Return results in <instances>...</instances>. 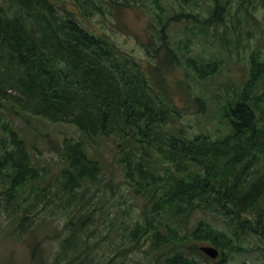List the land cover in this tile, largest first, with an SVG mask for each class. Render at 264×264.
<instances>
[{
    "label": "trees",
    "instance_id": "trees-1",
    "mask_svg": "<svg viewBox=\"0 0 264 264\" xmlns=\"http://www.w3.org/2000/svg\"><path fill=\"white\" fill-rule=\"evenodd\" d=\"M55 1L0 0V213L24 231L39 213L71 211L89 187L103 180L111 186L103 150H112L114 186L120 171L139 202L138 219L125 228L130 251L147 241L139 264H234V254L255 250L253 238L264 237V17H257L264 15V0H113L155 9L145 40L135 36L147 68ZM73 1L86 17L87 3ZM243 36L257 44L247 77L211 106L203 83L223 69L216 50L229 53ZM198 39L211 42L210 56L191 54ZM180 66L197 83L177 82L183 108L164 83ZM194 106L206 119L213 112L218 134L189 135L179 125ZM16 120L68 123L81 133L80 140L65 138L54 148L62 163L58 177L32 159ZM103 139L111 146L101 148ZM76 224L68 219L64 245L83 260L88 240H80ZM202 244L218 249V258L206 257ZM255 258L264 264L263 255Z\"/></svg>",
    "mask_w": 264,
    "mask_h": 264
},
{
    "label": "rangeland",
    "instance_id": "rangeland-1",
    "mask_svg": "<svg viewBox=\"0 0 264 264\" xmlns=\"http://www.w3.org/2000/svg\"><path fill=\"white\" fill-rule=\"evenodd\" d=\"M112 1L84 0L88 9L86 17L82 15L81 8L73 0H56L54 3L63 7L67 12H72L88 31L107 36L123 52L133 55L135 59L143 63L144 68H147L145 52L138 45L135 36L145 40L150 14L155 9H152L151 4L147 6L142 5V3H136L126 8ZM115 1L126 2L125 0ZM98 9H102V11H98ZM257 17L263 19L264 15L259 12ZM179 37H182V33H179ZM242 38L239 46H234L229 53L222 48H220L221 51L216 50L223 61V69L219 77L203 83L208 84V89L204 94L205 98L210 101L209 105L211 106L215 104L214 98L217 95L232 94L247 77L248 56L251 50L256 49L257 44L256 40L247 41L246 36ZM192 44L190 50L193 56L198 54L211 55L210 52H212L213 47L210 41L201 42L198 39ZM261 50L264 55L263 46ZM185 69L184 66H180L173 73L167 72L164 76V83L175 91L173 97L182 108L185 104V98L183 92L177 86V82L187 80L191 86L197 84L188 76H184L183 71ZM190 102L192 104L193 101ZM187 110V114L180 120L179 125L189 135L201 130L216 135L220 127L214 119L212 111V114L209 112V117L206 119L196 114L197 109L195 106ZM15 123L17 127L21 128V133L23 134L24 131L26 135L32 159L36 157L39 164L45 166L51 176L57 175L58 177L62 163L54 148H57L65 138L73 141L80 140L81 133L68 123L53 124L43 120H34L29 126H26L22 120H16ZM106 140L101 141V148L111 146L112 141L108 140L107 142ZM103 152L107 161V176L112 178L111 186L108 183L105 184L103 180L96 186L89 187L83 195L79 194L81 195V204L75 205L71 211H65L62 208H51L49 211L39 213L40 219L38 222L31 228H25L24 231L17 228L18 220L15 224L10 223L9 216L1 211L0 264H105L111 258L114 259L112 264H139L144 260L145 252L149 250L147 241H140L138 243L140 247L130 251L132 244L128 232L125 230L138 219L136 204L139 202H137L132 188L125 182L120 171L117 173L116 179L120 184L118 187L114 186L115 181L111 172L114 165L113 152L112 150H103ZM88 207H96L97 211L95 210L92 216H85L83 212ZM117 211L121 212V216ZM70 217L77 221L75 230L80 228L79 231H76L81 234L80 240L82 241L84 238L88 240V251L80 257L83 260L73 259L74 255L70 253V247L64 245L69 234L66 223ZM199 217H202V215L198 214L196 219ZM80 220H85L86 225L80 226ZM193 222L194 219L191 221L192 225ZM75 241L76 239H74L73 244ZM252 241L250 245L255 250L251 249L248 252H242V254H234L231 257L234 264H242L243 262L246 264H259L255 256L258 257L259 253L264 256V237L257 236ZM126 248L129 252L123 255L122 252L117 254L120 250L124 249L126 251ZM136 261L139 262L136 263Z\"/></svg>",
    "mask_w": 264,
    "mask_h": 264
},
{
    "label": "water",
    "instance_id": "water-1",
    "mask_svg": "<svg viewBox=\"0 0 264 264\" xmlns=\"http://www.w3.org/2000/svg\"><path fill=\"white\" fill-rule=\"evenodd\" d=\"M200 250L212 259L218 256V251L213 247H201Z\"/></svg>",
    "mask_w": 264,
    "mask_h": 264
},
{
    "label": "bare ground",
    "instance_id": "bare-ground-1",
    "mask_svg": "<svg viewBox=\"0 0 264 264\" xmlns=\"http://www.w3.org/2000/svg\"><path fill=\"white\" fill-rule=\"evenodd\" d=\"M201 251V250H200ZM202 252V251H201ZM202 253H204V252H202ZM205 254V253H204ZM206 255V254H205ZM207 256V255H206ZM209 257V256H208ZM210 258V257H209Z\"/></svg>",
    "mask_w": 264,
    "mask_h": 264
}]
</instances>
